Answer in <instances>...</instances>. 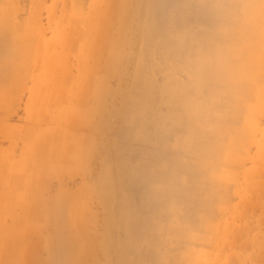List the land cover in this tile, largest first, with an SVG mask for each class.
<instances>
[{"label": "rangeland", "instance_id": "rangeland-1", "mask_svg": "<svg viewBox=\"0 0 264 264\" xmlns=\"http://www.w3.org/2000/svg\"><path fill=\"white\" fill-rule=\"evenodd\" d=\"M0 264H264V0H0Z\"/></svg>", "mask_w": 264, "mask_h": 264}, {"label": "bare ground", "instance_id": "bare-ground-1", "mask_svg": "<svg viewBox=\"0 0 264 264\" xmlns=\"http://www.w3.org/2000/svg\"><path fill=\"white\" fill-rule=\"evenodd\" d=\"M185 105V104H184Z\"/></svg>", "mask_w": 264, "mask_h": 264}]
</instances>
